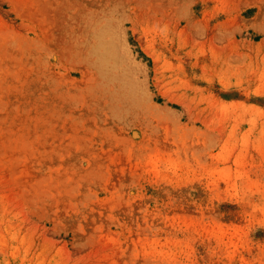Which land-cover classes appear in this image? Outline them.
Returning <instances> with one entry per match:
<instances>
[{
	"label": "rangeland",
	"instance_id": "1",
	"mask_svg": "<svg viewBox=\"0 0 264 264\" xmlns=\"http://www.w3.org/2000/svg\"><path fill=\"white\" fill-rule=\"evenodd\" d=\"M0 264H264V0H0Z\"/></svg>",
	"mask_w": 264,
	"mask_h": 264
}]
</instances>
